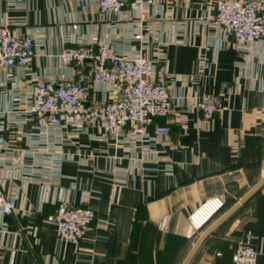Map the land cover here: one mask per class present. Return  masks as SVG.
<instances>
[{
  "label": "crops",
  "instance_id": "0c3cea01",
  "mask_svg": "<svg viewBox=\"0 0 264 264\" xmlns=\"http://www.w3.org/2000/svg\"><path fill=\"white\" fill-rule=\"evenodd\" d=\"M215 1L152 0L148 8L158 39H151L144 52L153 57L156 43L169 40L168 72L181 77L171 89L185 97L171 115L154 122L171 129L170 144L157 146L170 158L172 173L164 160L145 158V147L138 146L131 159L128 144L100 139L103 130L88 124L78 143L66 145L75 161L64 162L66 177L58 189L6 180L7 190H18L25 213L0 219L8 231L0 233V264H182L202 237L190 264H234L233 248L240 242L259 249L256 264H264V186L225 217L264 177V45L248 53L233 40L228 47L215 27L200 21ZM126 12L125 18L102 16L94 0H0V23L27 35L37 25L45 27L44 47L31 70L60 78L89 76L88 65L72 70L59 55L95 34L121 43L127 36L123 26L134 20ZM141 45L132 41L122 48L134 52ZM11 88L0 75V109L9 102ZM199 90L213 95L219 106L206 126L197 125L201 115L186 98ZM104 96L103 89H91L88 104ZM180 112L186 122H180ZM79 150L95 157L79 162ZM87 192L92 196L85 205L96 214L93 229L78 245L59 241L47 220L56 211L54 199L80 204ZM211 196H222L226 206L208 227L195 231L188 216Z\"/></svg>",
  "mask_w": 264,
  "mask_h": 264
},
{
  "label": "built area",
  "instance_id": "2783aa9c",
  "mask_svg": "<svg viewBox=\"0 0 264 264\" xmlns=\"http://www.w3.org/2000/svg\"><path fill=\"white\" fill-rule=\"evenodd\" d=\"M151 1L94 0L102 16L118 14L125 18L128 9L134 20L123 26L127 36L121 43L95 34L86 43L64 48L59 55L63 65L72 70L88 65L91 73L87 77H51L31 70L44 47L45 27L37 25L27 35L21 28H12L11 23H0V75L12 83L9 102L0 109V219L25 213L18 204V190L5 188L7 179L24 185L38 183L49 191L58 189L66 177L64 162L75 161L66 145L78 143L88 124L103 130L100 139L113 140L115 146L128 144L131 159L138 146L145 147V158L151 154L153 161L164 160L166 172L172 173L170 158L162 156L157 146L170 144L171 129L154 122L157 117L171 115L175 105L184 104L185 97L171 89L181 77L168 72L164 50L169 40L156 43L153 57L144 52L151 39H158L154 23L148 19ZM200 21L215 27L228 47L233 40L238 50L248 53L264 45V0H216ZM72 27L77 30L79 25ZM132 41L140 42L141 48L134 52L122 48ZM201 67L206 68L205 61ZM91 89H103L104 98L88 104ZM186 98L201 115L198 126H206L219 111L216 98L206 91H195ZM178 115L181 123L187 121L185 114ZM77 154L82 155L80 150ZM94 157L93 152L83 153L79 162ZM91 196L87 192L80 204L54 199L57 208L47 220L55 225L59 241L78 245L93 229L96 214L85 205ZM224 207L222 196L208 197L193 209L188 222L195 231H201ZM7 232L0 220V233ZM27 233L32 234V230ZM259 253L250 242H240L233 248L232 259L234 264H256Z\"/></svg>",
  "mask_w": 264,
  "mask_h": 264
},
{
  "label": "water",
  "instance_id": "95a60500",
  "mask_svg": "<svg viewBox=\"0 0 264 264\" xmlns=\"http://www.w3.org/2000/svg\"><path fill=\"white\" fill-rule=\"evenodd\" d=\"M264 186V177L252 188V190L238 203L233 209L228 212V214L225 216H229L234 211H236L238 208H240L243 204H245L250 198H252L262 187ZM216 223L211 225L207 232H210V230L215 226ZM203 237L200 241H198L197 245L192 249V251L189 253L188 257L185 259V261L182 264H190L192 259L194 258L198 248L200 247Z\"/></svg>",
  "mask_w": 264,
  "mask_h": 264
},
{
  "label": "trees",
  "instance_id": "16d2710c",
  "mask_svg": "<svg viewBox=\"0 0 264 264\" xmlns=\"http://www.w3.org/2000/svg\"><path fill=\"white\" fill-rule=\"evenodd\" d=\"M157 118H162V117H157ZM157 118H156V119H157ZM225 206H226V203H225ZM224 208H225V207H224ZM224 208H223V209H224Z\"/></svg>",
  "mask_w": 264,
  "mask_h": 264
}]
</instances>
